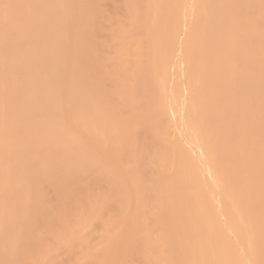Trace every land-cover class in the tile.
Masks as SVG:
<instances>
[{
    "label": "bare ground",
    "instance_id": "obj_1",
    "mask_svg": "<svg viewBox=\"0 0 264 264\" xmlns=\"http://www.w3.org/2000/svg\"><path fill=\"white\" fill-rule=\"evenodd\" d=\"M110 1L0 0V264H264V0Z\"/></svg>",
    "mask_w": 264,
    "mask_h": 264
},
{
    "label": "rangeland",
    "instance_id": "obj_2",
    "mask_svg": "<svg viewBox=\"0 0 264 264\" xmlns=\"http://www.w3.org/2000/svg\"><path fill=\"white\" fill-rule=\"evenodd\" d=\"M105 1H103L102 3H104ZM111 3H108L106 7H104L103 9V26H102V36H101V41L104 43V45L102 46V56L105 58L106 62L108 63H112V54L114 52V48H112L113 46L111 45L113 41L116 40V37L118 35V31L120 29L121 26H123L126 23V2L127 0H111ZM98 4H100V2L98 1ZM183 32H180L178 34V38H177V42H176V46H177V50L179 49L180 45H182L184 42L183 39ZM185 38V37H184ZM117 42V41H116ZM129 42H127L125 45H127ZM179 44V45H178ZM128 45H131V43H129ZM136 47L133 46L131 47V49H135ZM130 49V50H131ZM113 51V52H112ZM179 56H177L178 58ZM181 81V79H180ZM182 83V84H181ZM181 85V90H184L183 87V82H180ZM184 92V91H183ZM185 95L182 97L181 102L184 103L185 101ZM180 116V114H179ZM173 117V116H172ZM176 118V119H175ZM179 117L176 114V117L174 116V118H172L173 120L169 122L168 124V129L167 130V134L168 135V140L170 141H174L180 139L181 142H183L182 137L179 135V130L180 126L177 125V121ZM178 119V120H177ZM177 120V121H176ZM176 125H175V123ZM173 122V123H172ZM179 122V121H178ZM172 126V127H171ZM174 126V127H173ZM177 126V130L176 131V127ZM171 127V128H169ZM175 129V131L173 132V130ZM169 132V133H168ZM178 138H176V137ZM185 143V140H184ZM124 167H129V164L126 163L125 165H123ZM46 191L48 193L49 197H52L54 195L52 189L50 187L46 188ZM109 216H105L104 214L101 213V215H93V217L89 220V222L83 227V229L81 230V236L86 238L87 241V247L88 250L87 252L90 253L89 256H84V253H81V255H79L81 258H78L77 256L74 255H68L63 253L62 251H54L52 249V245L49 244V242H45L44 244L47 245V250H49V252H47V255L44 257H51L52 258V264H95V262L97 261V256L96 254L99 251V244H100V239L102 237V221L107 219ZM230 240V242H229ZM231 241L234 242V238L231 237V235H227V239L225 240V243H232ZM224 243V248H223V254H225V249L227 248L226 244ZM227 250V249H226ZM36 259H41V256H37Z\"/></svg>",
    "mask_w": 264,
    "mask_h": 264
}]
</instances>
